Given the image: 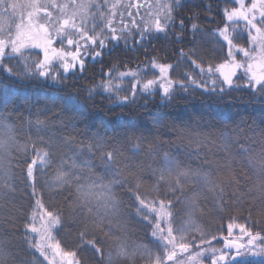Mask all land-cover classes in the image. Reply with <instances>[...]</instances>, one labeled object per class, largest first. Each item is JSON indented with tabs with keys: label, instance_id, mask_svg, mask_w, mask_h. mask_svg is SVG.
Returning a JSON list of instances; mask_svg holds the SVG:
<instances>
[{
	"label": "snow or ice",
	"instance_id": "obj_1",
	"mask_svg": "<svg viewBox=\"0 0 264 264\" xmlns=\"http://www.w3.org/2000/svg\"><path fill=\"white\" fill-rule=\"evenodd\" d=\"M235 7L223 10L226 21L223 28L213 33L227 46V56L223 63L215 67L209 65L206 69L190 56L192 64L199 69L204 80H197L192 75L188 76L187 85L174 82L168 75L172 65L152 61V68L157 69V79H150L141 84L138 71H119L117 79L123 81L130 77L133 81L131 93L120 97L115 96L116 106L135 103L137 88L145 97L156 94L157 87L160 90L161 102L165 105L173 98L177 84L187 92L189 87L203 89L204 92L218 95L230 94V90L241 86L238 74L244 81V87L249 89L254 99L264 102V0H251L246 4L245 0H234ZM135 8V14L129 10L119 12L117 8ZM182 7L181 0H156L155 4H119L111 0H0V71L9 76L16 77L23 83L25 80H41L47 83L49 80L58 86L60 81L72 71L81 73L85 70L86 62L91 59L94 62L103 63L104 50L108 49L109 42L112 49L119 47L121 42L125 48L143 46L144 42L163 37L167 39L168 30L175 26L174 11ZM146 8L144 15L139 9ZM139 17V21L136 19ZM243 23V31L247 33L249 47L240 46L236 41L240 39L237 28ZM181 31L183 21L181 20ZM193 35L196 34L197 24L191 25ZM133 43V37L137 36ZM66 45V46H65ZM36 50V51H33ZM237 53L243 59L237 58ZM184 53L181 52L183 59ZM32 56L40 58L31 60ZM108 81L99 85L109 99H113L114 89L112 84V71L105 74ZM210 85V87H209ZM93 90H89L91 97ZM4 97L3 108H0V201L7 195L4 191L14 190L17 179L31 189L34 205L28 222L25 225V243L30 250H34L48 264H54V257H59V264H80L76 259L75 251H62L59 241L53 235L54 230L61 224L63 214L59 211L49 210L45 207L37 181L43 169L51 163L50 148L55 141L44 139L42 133L48 128L49 122L36 115L35 120L26 118L27 126L35 129L36 139L30 134L21 142L18 138L15 126L9 121V102L18 101L31 109L34 102L45 99L36 93H29L27 89L10 90L0 89ZM53 105L60 103L62 116L69 117L68 127L75 130L77 120H90L85 107L74 97L53 98ZM219 125V140L224 152L229 153L235 145L239 148L238 156L240 166L245 163L253 168L259 176L258 195H252L253 189L242 191L240 180L233 170L232 159L224 166L225 170L212 171L193 170L181 165L174 157L165 154L163 165L154 170L156 176L152 188L154 196L149 198L141 192L143 180L135 176L132 180L124 179V173L115 170L112 166L114 151H105L107 142L99 132H93L89 138L88 151L93 148L101 153V161L105 164L107 173L111 178L105 182L103 177L93 178L91 175L83 177L75 171H65L58 168L53 180L48 184V190L64 189L68 193L69 219L78 225L82 224L80 232V245H90L96 253L101 254L105 264H117V261H134L137 255H145L149 260L154 259V264H204V257H210V264H253L259 259L264 264V229L254 231L251 226L237 223L235 220L227 226V236L222 237L223 247L217 249L211 246L217 239L214 234L205 231L193 219L199 211L198 199L201 191L213 193L214 203L219 211H223V205L231 200L235 205H243L245 199L250 201L248 209L249 221L253 212L257 217L264 218V148L261 149L259 159H256L249 148L240 143V132L237 129L229 130L231 116L223 112H217L214 117ZM264 119V118H262ZM255 124V121H253ZM63 125V119H61ZM181 139L188 141V146L197 149L195 155L199 156V148L211 139V133L190 138L186 127L174 129ZM255 133V129H252ZM264 137V129L259 133ZM251 138V137H249ZM139 139L136 145L139 148ZM37 142L47 144L48 148H37ZM264 143V141H262ZM32 148L31 153L28 152ZM15 153H21L25 157L31 156L30 163H26V176L17 177L13 171V158ZM24 167V165H19ZM72 169H91L90 162L78 165L72 163ZM198 185V191L189 198L183 200L186 219L173 227V213L171 205L173 201L167 199L169 193L177 190L183 195V186L189 182ZM165 187L162 189L160 185ZM129 193L127 205L132 211L122 215V205L125 201L116 196L115 186ZM74 189V191H73ZM163 192L164 198H161ZM3 205L0 204V207ZM240 208L237 207V211ZM138 217L152 225L151 235L155 243L149 248L147 245L130 243L127 236V221ZM39 217V226H37ZM137 220L136 222H139ZM259 223V220L256 221ZM107 227L105 235L114 239L115 245L111 251L102 253V246H97V241L89 235L90 230ZM238 230L239 235H234ZM199 233V243L195 238H189L191 233ZM31 233L33 235L29 236ZM210 235V238H209ZM208 244L209 248L202 249L192 254L191 249L195 245L201 248ZM160 249L163 254H160ZM185 254H187L185 256ZM183 257V258H181ZM0 264H16L13 254L7 249L5 241L0 240ZM23 264V261L19 262ZM31 264H42L35 255L31 256Z\"/></svg>",
	"mask_w": 264,
	"mask_h": 264
},
{
	"label": "trees",
	"instance_id": "obj_2",
	"mask_svg": "<svg viewBox=\"0 0 264 264\" xmlns=\"http://www.w3.org/2000/svg\"><path fill=\"white\" fill-rule=\"evenodd\" d=\"M156 0H125L123 4L147 3L155 4ZM163 2V0H162ZM182 7L174 11L175 26L168 30V37L151 39L149 38L143 46L125 48L123 42L112 51V43L109 42L108 49H105L103 63L94 62L89 59L85 64L83 73L72 71L67 77L60 81L59 85H53L49 80L47 83L41 80H25L21 83L16 77H12L0 71V89L23 90L29 93H36L45 99H40L33 103L31 109L20 104L18 101L9 102L10 112L9 121L15 126L18 138L23 142L30 134L33 140L36 139L34 128H29L26 118L35 120L36 115L49 122L48 128L42 133L45 140L51 138L55 144L50 148L51 163L43 169L37 184L40 189L41 198L44 205L49 210L59 211L63 214L61 224L54 230L53 235L59 241L62 251H75L76 259L80 264H105V259L101 254L96 253L90 245H80V232L83 225H78L69 219L68 193L64 189L48 190V184L53 180L58 168L63 167L65 171H75L82 178L91 175L103 177L105 182L111 178L107 173L105 164L101 161V153L93 148L88 151L89 138L93 132H99L104 136L107 145L105 151H114L112 166L115 170L124 173V179L132 180L135 176H140L143 180L141 192L149 198L155 195L152 188L156 181L154 170L163 165V157L168 154L176 158L182 166L193 170L224 171V166L229 159H232L233 170L236 177L240 180V188L247 191L253 189L252 195H258L259 176L253 168H249L245 163L240 166L238 156L239 148L233 146L229 153L224 152L222 143L219 140V131L222 125L216 121L215 114L223 112L231 116L229 120V130L237 129L240 132V143L249 148L252 155L259 159L261 149L264 148V137L259 133L264 129V102L254 99L249 89L244 87V81L240 75L236 79L240 80L241 86L230 90V94L218 95L216 93L204 92L203 89L189 87L187 92L183 91L179 84L176 85L172 100L167 105L161 102L160 90L157 87L156 94L145 98L137 88L135 103H128L123 106H116L115 96L123 97L131 93L133 81L130 77L123 81L117 79L119 71H138L141 82L154 79L158 75L152 68V61L157 63L172 65L169 70V77L174 82L187 85L188 76L192 75L197 80H204L199 69L192 64L190 56L195 59L205 69L211 65L215 67L223 63L227 56V47L213 33L223 28L226 21L223 17V10L235 7L234 0H181ZM251 0H246L250 4ZM131 10L134 14L135 8ZM144 15L146 8L139 9ZM119 19V15L117 16ZM139 21V17H136ZM181 20L183 21V31H181ZM197 24L196 34L193 35L191 25ZM243 26L237 28L240 39L236 41L245 48L247 44V33L243 31ZM139 39L138 35L133 37V43ZM181 52L185 55L182 59ZM38 57H31L35 60ZM238 59H241L239 54ZM112 71V84L114 89L118 85V90L114 91L113 99L108 98L99 85L106 83L108 77L105 75ZM121 86V87H120ZM210 87V85H209ZM89 90L92 91L90 97ZM74 97L82 104L90 120H77L76 128L73 130L68 127L69 117L67 114L62 116L60 103L53 105L50 101L53 98ZM4 97L0 92V108H3ZM63 119V125L61 124ZM255 121V124L253 123ZM178 127H186L187 135L195 138L199 133L201 138L205 133H211V139L199 148V156L195 155L197 149L188 146L186 139L178 137L174 130ZM255 129V133L252 132ZM251 137V138H249ZM139 139V148L136 147ZM37 148H48L47 144L37 142ZM33 149L30 147L28 152ZM31 156L25 157L21 153H15L12 161L13 171L17 177L26 176V163H30ZM78 165L90 162L91 169L80 168L72 169V163ZM19 165H24L20 167ZM195 178H190L183 186V195L177 190L169 193L167 199L173 201L171 210L173 213V227L179 226L186 219L185 205L183 200L189 198L194 192L198 191V185L192 182ZM163 189L165 186L160 185ZM7 195L0 204V240L5 241L7 249L13 254L16 264L23 261V264H31V256L35 255L42 264H48L38 253L30 250L25 243V225L29 220L35 203L31 194V189L25 187L23 183L16 180L14 190L7 192ZM74 191V189H73ZM116 196L125 201L122 205V215L128 211L134 213L127 205L128 196L120 185L115 186ZM161 198H164L161 192ZM250 201L245 199L243 205H235L231 200L223 205V211H219L214 203L213 193L201 191L198 199L199 211L193 217L196 223L208 234H214L217 239L211 246L217 249L223 247L222 237L227 236V226L230 222L244 223L251 226L254 231L264 229V218L257 217L253 212L252 220L249 221L248 209ZM237 207L240 208L237 211ZM135 217L127 221L126 236L130 243L136 245H147L149 248L155 243L151 235L152 225L145 220ZM259 220L257 224L256 221ZM39 226V217H37ZM103 229L90 230L89 235L97 241V246H102V253H107L114 248L115 241L110 239ZM29 236L33 235L31 233ZM209 235V238H210ZM234 235H239L238 230ZM195 238V243H199V233H191V238ZM210 245L204 244L201 248L195 245L191 249L192 253L197 250L209 248ZM160 254L163 250L160 249ZM207 264L208 256L204 258ZM54 264L59 262L54 259ZM117 264H154V259L149 260L145 255H137L134 261L120 260ZM172 264V262H168ZM209 264V263H208ZM253 264H262L256 259Z\"/></svg>",
	"mask_w": 264,
	"mask_h": 264
},
{
	"label": "rangeland",
	"instance_id": "obj_3",
	"mask_svg": "<svg viewBox=\"0 0 264 264\" xmlns=\"http://www.w3.org/2000/svg\"><path fill=\"white\" fill-rule=\"evenodd\" d=\"M125 0H119V4L120 5H122V2H124ZM111 2H117V0H111ZM245 2H246V0H245ZM120 9H121V7H118L117 8V13H118V15H119V12H120ZM242 26H243V23L241 22L240 23ZM66 46V45H65ZM227 47V46H226ZM248 47H249V45H248ZM33 51H36V50H33ZM239 53H237V55H238ZM239 56H240V58L241 59H243V57H242V55L241 54H239ZM32 57H35V56H32ZM36 57H38V58H40L39 56H36ZM38 58H36V59H38ZM158 75H156V77L154 78V79H157L158 78V76H159V73H158V70L157 69H153ZM168 75H169V73H168ZM239 75V74H238ZM147 82V81H146ZM143 82H141V84H142ZM139 86V85H138ZM121 87V86H120ZM197 251H200V250H197ZM196 251V252H197ZM192 254H195V253H192ZM187 254H185V256H186ZM207 256V255H206ZM181 258H183V257H181ZM54 259H56L58 262H59V257H54ZM207 262L210 264V257L208 256V260H207ZM207 263V264H208ZM204 264H205V262H204Z\"/></svg>",
	"mask_w": 264,
	"mask_h": 264
}]
</instances>
